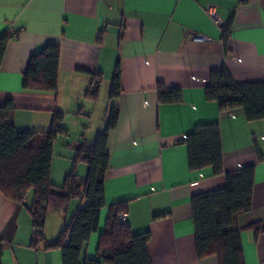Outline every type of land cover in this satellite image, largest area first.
Instances as JSON below:
<instances>
[{
    "label": "crops",
    "instance_id": "crops-1",
    "mask_svg": "<svg viewBox=\"0 0 264 264\" xmlns=\"http://www.w3.org/2000/svg\"><path fill=\"white\" fill-rule=\"evenodd\" d=\"M228 22L224 46L220 27ZM4 33L12 39L0 64V106L12 102L15 129L46 133L55 114H62L67 134L53 145L55 186L72 170L81 136L92 141L103 129L111 80L117 66L120 70L121 92L113 102L118 121L107 144L105 207L97 233L82 246L80 264L96 258L108 209L122 202L127 214L120 220L132 234L149 233L152 264H219L215 256L197 257L190 200L224 188L226 173L249 166L254 167L251 208L235 217L234 228L240 230L244 264H264V233L250 228L264 222V119L248 122L240 111L223 113L205 98L210 74L223 66L235 83L264 82V0H0V36ZM46 45L59 48L56 91L24 90L29 59ZM95 74L102 82L94 102L85 92ZM158 85L180 90L181 101L160 104ZM203 124L218 125L220 175L188 167L180 142ZM75 172L85 177L86 165H76ZM30 204L0 193L1 264H62L59 250L30 247ZM80 204L72 200L66 213L47 216V243Z\"/></svg>",
    "mask_w": 264,
    "mask_h": 264
},
{
    "label": "trees",
    "instance_id": "trees-1",
    "mask_svg": "<svg viewBox=\"0 0 264 264\" xmlns=\"http://www.w3.org/2000/svg\"><path fill=\"white\" fill-rule=\"evenodd\" d=\"M231 22L222 25L221 40L227 45ZM12 34L0 36V64ZM59 48L46 45L33 54L23 74L24 90L55 92L58 76ZM102 75L92 76L85 98L97 101ZM121 92L120 70L117 66L111 80L110 102L106 122L92 141L81 136L74 149L73 168L61 186L50 179L53 145L67 134L61 126L62 114L56 113L46 133L18 132L12 122L14 106L8 101L0 106V193L22 204L29 191L33 200L26 210L31 220L30 247L43 245L44 250H59L62 264H80L82 246L98 231L101 210L105 207L104 180L108 168L107 144L118 121V107L113 102ZM207 101L216 102L221 112L240 111L248 122L264 119V82L235 83L223 66L210 74L205 89ZM160 104L181 101L178 89L158 85ZM186 146L188 167L192 171L211 168L214 175L222 174V152L217 124L198 125L181 142ZM78 164L87 167L85 177L75 172ZM254 167L249 166L225 174V186L220 190L191 197L195 248L199 259L217 257L219 264H244L240 230L234 219L251 208ZM72 200L80 204L59 231L53 243L45 239L49 215L66 213ZM127 214V203L109 207L105 229L99 236L96 258L83 264H152L148 253L149 233L132 234L128 223L120 220ZM255 233H264V222L251 225ZM2 246L0 242V264Z\"/></svg>",
    "mask_w": 264,
    "mask_h": 264
},
{
    "label": "rangeland",
    "instance_id": "rangeland-1",
    "mask_svg": "<svg viewBox=\"0 0 264 264\" xmlns=\"http://www.w3.org/2000/svg\"><path fill=\"white\" fill-rule=\"evenodd\" d=\"M71 124V123H70ZM94 125V124H93ZM71 126H72V124H71ZM94 127V126H93ZM56 154V156H58L57 154L58 153H55ZM57 160H58V158H57ZM32 200H33V197H32V192L31 191H29L28 193H27V195H26V202L27 203H31L32 202ZM75 204V202H73L71 205H74ZM50 219V218H49ZM50 221V220H49ZM49 221H48V223H49Z\"/></svg>",
    "mask_w": 264,
    "mask_h": 264
},
{
    "label": "built area",
    "instance_id": "built-area-1",
    "mask_svg": "<svg viewBox=\"0 0 264 264\" xmlns=\"http://www.w3.org/2000/svg\"><path fill=\"white\" fill-rule=\"evenodd\" d=\"M209 15L218 25H221L220 21H218L216 15L213 12H210ZM229 115H231V114H229Z\"/></svg>",
    "mask_w": 264,
    "mask_h": 264
}]
</instances>
